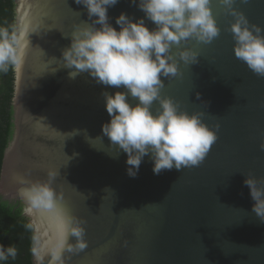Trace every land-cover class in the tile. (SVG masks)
Listing matches in <instances>:
<instances>
[{
	"label": "water",
	"instance_id": "obj_1",
	"mask_svg": "<svg viewBox=\"0 0 264 264\" xmlns=\"http://www.w3.org/2000/svg\"><path fill=\"white\" fill-rule=\"evenodd\" d=\"M14 2L21 62L15 65L14 132L4 152L0 195L23 204L40 250L32 263L58 264L55 247L64 220L72 218L83 222L88 247L63 251L65 264H264V221L244 184L249 173L264 177V78L235 57L226 30L234 18L218 0L212 9L220 35L210 44L183 45L199 52V62L181 61L180 74L162 77L161 90L182 110L204 112L209 127L219 123L218 139L199 166L157 175L146 156L136 177L127 174V154L102 134L110 120L102 94L123 87L99 84L87 72L72 78L75 69L63 61L74 26L92 23L87 10L76 0ZM235 8L264 27V0ZM122 12L144 16L132 0H119L108 12L113 26ZM158 107L154 102L153 111ZM49 169L58 173L56 207L27 214L21 191L46 182Z\"/></svg>",
	"mask_w": 264,
	"mask_h": 264
},
{
	"label": "clouds",
	"instance_id": "obj_2",
	"mask_svg": "<svg viewBox=\"0 0 264 264\" xmlns=\"http://www.w3.org/2000/svg\"><path fill=\"white\" fill-rule=\"evenodd\" d=\"M238 2L248 0H218L234 18L226 29L232 34L234 55L253 74L264 78V27L252 24L238 11L235 8ZM76 3L87 10L92 23L74 26L71 44L62 53L63 61L67 68L75 69L69 73L72 78L87 72L99 84L123 87V91L102 94L110 117L102 125V134L117 152L127 154V174L136 177L146 156L157 175L173 168L179 171L199 166L216 143L220 124L211 128L204 112L182 110L174 98L162 96V77L180 74L181 61L186 65L199 62V52L183 45L190 41L210 44L220 35L212 0H132L144 16L134 19L122 12L115 21L118 27L110 22L108 12L119 0H76ZM146 20L154 27L149 28ZM19 43L16 34L0 27V71L21 62ZM156 101L159 107L153 111ZM259 147L264 151V141ZM57 175L55 169H49L46 182L37 181L22 189L27 214L36 208L56 207L57 193L52 184ZM245 176L244 184L254 201L252 210L264 221V177L252 173ZM85 234L82 221L64 220L54 251L58 264H65L61 258L63 251L81 252L88 247ZM70 236L76 238L74 244L69 242ZM32 253L40 259L35 244ZM16 255L14 246H0V261Z\"/></svg>",
	"mask_w": 264,
	"mask_h": 264
},
{
	"label": "trees",
	"instance_id": "obj_3",
	"mask_svg": "<svg viewBox=\"0 0 264 264\" xmlns=\"http://www.w3.org/2000/svg\"><path fill=\"white\" fill-rule=\"evenodd\" d=\"M0 27L16 32V10L14 0H0ZM15 87V65H9L7 71H0V175L6 147L12 139L13 96ZM35 234L27 217L23 215L21 201L10 202L0 195V246H14L15 258L9 257L0 264H33L32 248Z\"/></svg>",
	"mask_w": 264,
	"mask_h": 264
}]
</instances>
